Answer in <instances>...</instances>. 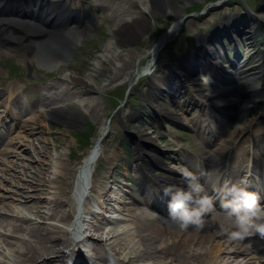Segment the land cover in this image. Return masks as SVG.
<instances>
[{"label": "rangeland", "instance_id": "374dc122", "mask_svg": "<svg viewBox=\"0 0 264 264\" xmlns=\"http://www.w3.org/2000/svg\"><path fill=\"white\" fill-rule=\"evenodd\" d=\"M77 1L78 0H76V2ZM86 2L88 3L87 10L90 11L91 15L94 14L95 17L98 18L97 21L99 25H101L97 28L88 26V29L85 32L86 35L80 38L78 45H81L82 47L78 50V52H75V62L73 65H70L71 69L68 71L63 70L62 72H57L55 70L56 68H54V73L49 75V73L32 68L31 73L33 76L32 79L36 81L45 77L52 78L47 79L44 82V84L50 85V87L53 86V81L55 79L62 80V78L69 75L84 82H86L85 80L90 79L89 82L92 83V89L82 96L92 97L95 99V102L99 106L98 122L89 118V116L87 118L85 115L84 120H80L75 117V120L70 122L72 130L70 132L69 130H65L63 124H57L54 128L51 127L48 131H45L43 122H41L42 118L39 117L34 123L37 124L35 126H39L38 139L40 142L38 143L34 140L36 137L35 134L28 135L24 133L26 128L25 126L29 128V125L25 123L26 118H32V116L35 117L43 110L41 105L38 103V86L35 87V90L27 81L26 67L27 65H31V63H25L23 61V47L16 46L13 48H2V46H0V86L4 88L3 90H0V107L3 106V101L6 98L4 93H7L8 90L17 89L19 93V102L25 103V108H27L25 114L16 119L11 116L12 121H8L4 125L5 136H3L2 143L0 144V152L2 150L5 152L2 151V153H0V180L1 178H6L9 181H4L0 184V195H6L8 197L11 196L12 198H7L4 202L5 204H8L10 208L0 206V210L5 212V215L7 216L5 219L16 222L24 228H32L38 224H52L59 227L62 231L66 233L68 232L69 234L67 233V239L71 240L74 238L75 235H73L69 229V223H71L77 207V200H75L72 195V184L77 164L75 160H77V157L84 152V148H80L82 145L79 146L76 142L74 134L78 133L84 139L88 136H94L96 138L99 133L105 129L107 131V135L101 140L99 153L102 155L101 158H103L106 163V168L104 169L106 171L100 172L98 170L96 173L94 172L91 175L88 186L85 190L86 197L81 203L83 214L82 217L79 218V221L80 224H82V227L80 226L81 232L84 231L86 235L92 236V238L94 236V241L96 239L98 242L100 241L97 240V238L102 232H95L94 227L99 225L97 221L99 222L101 216L94 215L93 212L98 211L105 219L112 221L111 224L104 229V234L101 236L103 240L100 243L109 244L114 242L112 245L116 251L111 255V260L109 262H102L98 260L97 262L100 264H119L122 261L129 260V258L134 260V256L142 248L139 237L135 233L136 221L133 216L134 213L127 211L123 207V205L126 204L125 199L128 197L146 192L144 186H141V189L139 188V185L141 184L140 168L148 166L152 163L154 166L152 169L153 180L162 182L167 177L175 178L177 170L181 172L182 168L188 167L187 164L191 163L192 167H195V164L190 162L191 160L187 162L175 160L173 158V156L175 157L174 154L179 155L182 154L183 151L186 152V150H192L196 154H201V150L204 148V145L202 144L204 140L200 141L194 134H192L191 130L187 128L188 126L183 120L181 113L173 110L174 107L172 105V99L168 98L169 96H167V94L164 96L162 92L151 91V80L153 77L162 78L165 76V72L170 74V77H178L181 72L177 65L181 58L177 53L178 47L181 48V50L187 51L189 46L192 44V41H189V43L187 42L188 39L193 40L199 32H204V35H206L207 32H212L219 23L223 22V18L226 15H229L230 18H233L234 16L244 17L245 15L255 18V15H264V1L246 0L244 2L243 0H215L213 2L214 4H212L211 2L204 3L203 0H176V11L171 15L168 14L166 17L186 18V23L184 24L183 29L179 32L180 34L175 36L176 38H172L170 40V44L167 45L165 50H163L159 56L162 60L164 58H168L172 66L166 65V67L170 70L163 69V65L159 63L153 77H150V80H148L147 83L145 80H142L134 87H131L130 85L131 79L126 82L123 74L120 77L111 75L110 71L112 69V63L117 64V60L115 58L110 64H103L100 69L98 68L97 63L104 57L105 54H114L115 56L117 54L116 52L120 51V49L115 48L110 42L112 33L117 26V20L120 16L127 14L131 10L133 12L139 11L140 0H133V5H131L130 0H105L107 6L104 10H98L97 6H95V2H101L99 0H86ZM140 17L141 20H146L145 15L142 14ZM150 21L151 25L149 29H147L145 34L140 39L134 41L127 48H122V50H126V52L133 54L131 59V68L135 67V70H137L139 65L146 62V55L142 54V56H140L142 51L150 45L154 35L166 27L164 25H157L158 23H156L155 16H150ZM261 23L262 27H264V19H262ZM219 34L223 35L222 33ZM260 34H264V31L261 30ZM172 41L174 42L172 43ZM258 44L259 43L254 42V46L247 49L245 46L246 44L241 45V43H239V47L245 52L240 51V54L239 52L237 53V50L233 47V43L228 42L225 48H219L217 53L220 56L224 57L225 53L229 55L228 58H223L222 62H219L222 71L225 72L224 76L228 78H235L231 76V74L239 72L238 67H235L234 65L231 67L232 57L235 52L237 55H240L238 56V59L249 63L247 66L248 69L250 67H255L257 64L250 59L262 60L261 54L258 53ZM253 53H257V56L253 57ZM200 55H202V53ZM193 56L194 54L191 55L192 60L194 59ZM200 61L203 62L204 60ZM245 69L246 68L244 67V70ZM9 72L15 73L13 76L18 79L19 83L8 81L6 73ZM260 76L248 80V82L251 83L252 88L263 85L264 76ZM132 81H134V78ZM153 81L156 82V78H154ZM227 81L229 80L227 79ZM228 84L232 87L234 86L242 89L245 88L243 87V80L238 83H234V80H230ZM105 85H108V90L102 93L97 91V88H100L101 90V88ZM84 86L85 84L80 86V88H85ZM42 88L43 87H41L40 90H42ZM55 88H57V86ZM162 90H165V88ZM252 92L253 91L249 89H245L244 95L251 94ZM181 93L182 94L178 97L179 103H184L185 100H189L193 97L191 94L186 92L184 86ZM261 93L264 97V90ZM26 95L30 97L28 101L26 99ZM67 97L68 101H78L76 97H79V94H73V92L69 90ZM131 98H136L138 100H136V102H131L129 105H124L125 100H132ZM176 99L177 98H173V101ZM61 105L62 103L55 104V106ZM151 106H154L161 112L167 111L170 114L169 120L163 119L160 114L159 116L152 115L150 109ZM74 109L80 114L83 113L80 108ZM194 111H197V108H194ZM258 112V119L256 124L252 127L250 133L238 137L236 115L230 112L226 113L224 116L229 117L223 120V117L220 115L221 112L218 111L214 113L211 110L212 115H217L218 119L222 120L224 124L222 126L223 132L218 131L220 137L215 143L212 141L213 144H211V146L206 147L208 150L209 147L212 149L210 153L211 155H205L206 159L210 161V164H207L208 169H211V165H214L213 163H215L212 159H221L223 155H226L225 158L230 157L234 163H237L238 156L242 157L244 154L247 155L248 153H251V147L255 142L258 145L262 143L264 145V129L257 131L264 125V108H262V110L259 109ZM1 118L2 115H0V120ZM195 118H197L196 113ZM195 118L194 120H196ZM179 120L180 123H177ZM79 123L80 125H78ZM139 129H141L144 137V140H141L140 143L138 142L137 136V131ZM56 139H59L62 142L58 143V140L56 141ZM31 141H33L34 144H30ZM166 142H175L176 145L174 148L171 146V148L168 149L167 145H165ZM119 143L121 144L119 145ZM44 144L46 146L47 154H42L41 158L44 159L47 164L46 167H48L46 178H48V180H52L53 184H49L47 180V182H45V186L36 187L39 188V190L36 189L32 191L31 188H28L32 178L20 174L19 171H22L23 173V170L19 165L23 164L33 166L34 163L30 162L28 159L32 160L33 157H36L33 150L35 147L37 148ZM90 144H92V142ZM242 144L245 151L240 153L239 151H241L242 148H240V146ZM136 149L143 151L138 159L135 155ZM84 150L86 151L87 149ZM115 152L120 153L118 158L114 160L113 164L107 165V163L115 157ZM224 160L225 159H223V161ZM63 167L68 169V174L66 176L62 170ZM203 168L204 166H202L200 170H197L200 172V175H198L200 180L202 178L205 179L210 177V171L207 170V172H205L202 170ZM28 175L32 176L33 174L29 173ZM59 175L62 176V178L57 179V176ZM114 179L116 182H113ZM215 181H217V179L213 180V182ZM13 183L21 184L27 188H17L12 185ZM32 185L37 186V184ZM105 185L108 187V193L104 196L102 188ZM59 186H62L65 191V194L61 197L64 200H70V206L64 204L60 208L70 213V221L57 222V220L53 218L47 220L46 213L50 207L48 201L55 197L57 192L55 188ZM165 186L169 185L163 184L162 187ZM21 189L22 191L24 190V192H20ZM9 190H12L13 192H10ZM148 190H150V188H148ZM156 190H158V188H156ZM20 193L28 198L20 196ZM31 196H34V198H31ZM38 196H40L39 204H37L35 208L31 209V211L24 210L20 207L21 205L26 204V201L29 199L31 202L37 201L38 198L36 197ZM13 199H20L21 201L24 200L25 203H19V201ZM101 200L103 201L101 202ZM90 201L92 203H89ZM103 202L106 207V210L104 211L100 208ZM95 204H97L96 207ZM215 215L216 213H211L208 215V218H213ZM26 216H31L32 220H21ZM154 225L160 228L164 227L167 232L181 231L183 233L212 234V231H217V229L198 231L195 228L181 230L178 225L165 227L161 223H155ZM1 231L4 232V230ZM108 231H112L116 237L109 242H104L106 238L105 234ZM23 238V235L11 234L8 232L4 234L0 232V255H3L0 258V264H19V258L17 255H12L8 251L3 252L5 248L4 243H8L12 246L13 244H16L17 241H21ZM167 241H165V243H167ZM220 241L223 245V250L213 257H208V251L211 248V244H214L213 242H209V244L199 249L198 252H204V259H210L212 264H246L242 261V258H244L243 256H247V259L252 257L248 254L242 255L240 253L242 249L237 250V247H235L236 242L232 241L228 235L224 236V238ZM91 243V240L86 243H79L77 244V247L74 248L76 250L83 251L85 254H91ZM161 246H163V244H161ZM13 248L17 249V246H14ZM203 261L204 260H198L193 264H202ZM255 261L258 263L257 260L253 259L248 262V264H256L254 263ZM131 264H152V261H134Z\"/></svg>", "mask_w": 264, "mask_h": 264}, {"label": "bare ground", "instance_id": "6f19581e", "mask_svg": "<svg viewBox=\"0 0 264 264\" xmlns=\"http://www.w3.org/2000/svg\"><path fill=\"white\" fill-rule=\"evenodd\" d=\"M175 1L176 0H142L140 4L142 5V9L144 12H147L149 14L159 12L162 13L165 10L173 11L175 9ZM130 2L131 5H133V0H130ZM13 9L18 12L19 17H24V19L27 18L26 14L21 9L20 4H14ZM8 13H10V11ZM134 13L130 11V13L125 14L123 17L119 18V21L117 22L116 26L117 31H114V38H112L115 46L119 48L129 46L130 43H133L136 39L141 38L145 34L147 29L150 27V19L143 21L141 20V17H139V15H137L136 13V15H133ZM139 13H142V11H139ZM64 16L65 11L62 9L59 10V6L47 4L46 0H38V22H26L24 20L22 21L17 19L18 21H13L15 22L13 23L9 20H6L9 21L8 23L15 25L18 28L19 32L17 33V35L11 38H7L6 41L10 43L18 41H27L29 57H34V61L38 62V66L41 64H45L46 66L52 69V67L56 66L58 61L66 60L68 52L70 51L74 43H76L78 41V38L82 36L85 32L84 28H82L80 31H77L73 26L68 25L65 22ZM260 17L264 18V16ZM255 22L256 20H243V18L240 19L239 17H236L234 19V24H232V22H229L228 24H232L229 28L231 31H246V26L251 25V28L253 29L255 27ZM180 25L181 22L179 19L173 21L171 28L168 29L165 33H163L158 38V40L153 43L151 49H148L146 52L150 53L154 59L158 60L159 54L164 50L166 44L168 43L169 39L173 36V34L179 30ZM245 35H247V33H245ZM249 36H247V41L250 39ZM204 42L207 43L208 41L205 40ZM249 46L250 45H248L247 47ZM132 55L133 54L126 52V50H120L115 56L114 54H106L104 57L108 58V62L114 61V58L117 60V64L110 71L111 75L115 77H120L122 74L125 73L127 79L130 80L135 70L134 68H131V59L133 57ZM206 57L208 58V60L204 64L203 69H210L214 66L217 67L213 64L214 62H217V60H219V55L215 51L209 52L208 54H206ZM190 63L191 61H186L183 63L182 71H184L185 73V83L194 85L197 91V95H199L202 99L207 102H217L218 98L215 95L220 92H226V95L230 94V97L232 98L230 103L240 105V103L245 102L243 105L242 115L239 120L237 134H243L244 132H248L249 127H251L256 117L259 115L258 110H262V108H264V99L261 97H254L250 101H245L241 96L242 90H240V88L234 91L232 89H229L228 87L213 89L211 90V95H208L207 90H205L203 86H200V84H197V80H194L193 77H188V74L191 75L190 72L193 71L192 69L194 68ZM155 64H157V62L153 64V62L151 61V64L148 67H152ZM166 64H168V62H166ZM236 64L240 67V69L243 70L245 66L249 65L240 59L236 61ZM164 67L163 69H165ZM65 68H68V66H65ZM148 69L144 71V74L148 73ZM62 70L63 69H61V71ZM129 70L130 72H128ZM250 73V69L247 68L244 71H241L240 74L245 75V77H247ZM263 73L264 69L262 67H259L257 74ZM211 79L213 81L216 80L213 77H211ZM169 80H172L176 84L179 83L178 78L172 79L171 77L169 78L164 76V78L156 79L157 83L153 81V83L155 84L153 86H157V88L159 89H161L162 87H167L170 84ZM65 81L66 86L64 88H61L59 93H57V91L52 92L51 90L45 89V94H40V103L45 108L35 117L27 118L25 121V123L29 125V128L25 126L26 128L24 133L28 135L35 134L36 137L34 138V140H36L38 143L40 142L38 139L39 126H35L37 124H35L34 122L38 120L39 117L42 118L41 122H43L45 131H48V129L52 127V125H55L56 122L59 121L69 125V121H72L75 118L73 117V114L78 115V117L81 119L84 118L86 115L87 118L89 116V118L93 119L94 121H99V106L95 102V99L92 97L82 96L83 94H86L89 90L92 89V87L89 85V81L84 83L82 80L69 76L64 80V82L62 80H59L58 83L63 82V84H65ZM82 84H85V88L79 87ZM55 85H57V83H55ZM246 86H248V83H246ZM69 90H71L73 94H79V97H76L78 99V102L68 101L67 95L69 93ZM106 90H108V85H105L103 88H101V90L100 88H97V91H99L100 93L105 92ZM58 102L62 103V106L58 108L54 105L51 106L52 104ZM175 105L176 107H179L177 104ZM78 106L82 109L83 113L80 114L78 111L76 112L74 108H79ZM104 132L105 130H102V133ZM195 134L197 135L196 132ZM140 135L141 133L140 131H138V136ZM2 136L3 132L0 130V141ZM140 138H142V136H140ZM57 140L58 143L62 142L59 139H56V141ZM31 143L34 144L33 141H31L30 144ZM33 152L36 157H33L32 160L28 159L30 162L34 163L33 166L23 164L19 165L23 170V173L22 171H19V173L32 178L31 182L28 181L30 182L28 188H31L32 191L36 189L39 190V188L36 187L45 186V182H47L48 180V178H46L48 173V167H46L47 164L44 159L41 158L42 154H47L45 144L37 148L35 147ZM204 152L206 153V151ZM97 155V150L92 147L88 152V157L79 168L77 175V184L80 185L78 196L82 195L81 186L84 185L85 178L87 177L88 172L92 168L94 161L97 159ZM62 170L64 172V175L66 176L68 174V169L66 167H63ZM145 172L147 174H150V169H145ZM29 173H32L33 175L29 176ZM75 177L76 176L74 175V178ZM60 178H62V176H57V179ZM4 181L9 180L6 178H1L0 184H2ZM48 183L53 184V181L48 180ZM32 184H37V186H33ZM12 185L16 186L17 188H27L18 183H13ZM180 187H184V185ZM55 189L57 190L55 197L48 201L50 207L48 208V212L46 213L47 220L53 218L56 219L57 222L70 221V213L60 209L64 204L70 206V200H64L61 197L63 194H65V191L63 190L62 186H59ZM9 191L13 192L12 190ZM20 192H24V190L22 191L21 189ZM19 195L23 196L22 193H20ZM147 196H149V194H145L144 196L140 197L132 196L128 198L129 201L123 205L124 209L134 213L133 216L137 223L135 233L139 237V241L142 248L134 256V260H131V258H129V260L122 261L120 263L131 264L134 261L139 262L144 260H151L152 264H193L198 260H204L202 264H212L210 259H204L205 253L198 252V250L209 244V242H213L214 244H211V248L208 251V257H213L214 255L222 252L223 245L220 240L224 238V233H222L220 230L214 232L212 231V234L183 233L181 231L167 232L166 229L155 227L152 223L145 222L146 220H150V208L156 207L157 210L160 211L159 214L161 215V217L165 219L168 223L176 222L168 217L166 208L167 198L163 196L161 191L159 192L158 196L156 195L153 198H149ZM23 197L28 198L25 196ZM39 197L40 196L36 197L38 198L37 201L33 202L29 201V199L28 201H26L29 204L26 203L24 205H21L20 207L24 210L31 211V209L35 208V206L39 204ZM7 198L12 197L0 195V206L10 208L8 204L4 203ZM31 198H34V196H31ZM158 199H160L161 202L164 204L162 207L157 205ZM13 200L19 201V203H25L24 200ZM101 209L104 211L106 210V207L102 206ZM93 214H95V212H93ZM96 215L99 216L98 214ZM5 218H7L5 212L0 210V229L4 230V232L0 230L1 233L6 234L8 232L11 234H18L24 236L21 241H17L16 244H13L12 246L8 243H4L5 248L3 252L8 251L12 255H17L19 258V264H67V260L71 259V256H74L75 254L74 248L70 250L69 247H77V244L89 242L90 240L92 241L90 246L91 254H85L82 251H79L78 259L80 262H78L77 264H100L97 262V260L102 262H109L111 260V255L116 251V249L112 245L114 242L109 244L100 243L103 240L101 236L104 234V229L107 227L108 224H111L112 222L109 219L101 218L102 221L100 222V224L105 225L104 227L99 225L94 227L95 232H102L101 235L97 238V240L100 241L98 242L96 241V239L94 241V236L92 238V236L86 235L84 231L79 236H75V239L69 240L67 239L68 232L66 233L62 231L59 227L55 225L38 224L32 228H24L22 225L7 220ZM222 219V215H217L214 220L210 221L211 223L209 222L207 224L208 227H204L202 230H207L209 228L216 230L218 227L213 228V221H221ZM21 220L31 221L32 217L26 216L23 217V219ZM77 226L74 228L79 230V226ZM72 231L75 233L78 232L74 231V229ZM84 235H86L87 237L84 238ZM105 235L106 238L104 242H109L110 240H113V238L116 237L114 236L112 231L106 232ZM165 241H167V243H165ZM241 241H243V243L240 245V247L238 242H236L235 247H238L237 250L242 249V251L240 252L242 255H252L250 259H247V256H243L244 258H242V261L248 264V262L255 259V253H257L258 249L260 250V252L262 251V247H264V237H260V239H256L254 237H246L244 240ZM161 244H163V246H161ZM14 246H17V249L13 248ZM65 249H69L68 254L64 253ZM2 256L3 255H0V258Z\"/></svg>", "mask_w": 264, "mask_h": 264}, {"label": "clouds", "instance_id": "9594fccd", "mask_svg": "<svg viewBox=\"0 0 264 264\" xmlns=\"http://www.w3.org/2000/svg\"><path fill=\"white\" fill-rule=\"evenodd\" d=\"M198 79L208 86L207 92L211 95V76L201 74ZM181 176L184 187L169 185L162 189L167 198L168 217L182 230L189 227L202 230L206 225L205 218L216 211L214 198L208 195L193 172L182 168ZM248 187L244 180L238 183L225 181L219 189L223 219L218 222V228L230 239L244 240L257 234L264 237V205L259 195L249 191Z\"/></svg>", "mask_w": 264, "mask_h": 264}]
</instances>
